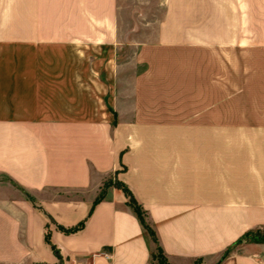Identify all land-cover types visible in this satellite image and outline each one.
<instances>
[{
	"label": "crops",
	"instance_id": "1",
	"mask_svg": "<svg viewBox=\"0 0 264 264\" xmlns=\"http://www.w3.org/2000/svg\"><path fill=\"white\" fill-rule=\"evenodd\" d=\"M119 183L168 264H264V0H0V264H152Z\"/></svg>",
	"mask_w": 264,
	"mask_h": 264
},
{
	"label": "rangeland",
	"instance_id": "2",
	"mask_svg": "<svg viewBox=\"0 0 264 264\" xmlns=\"http://www.w3.org/2000/svg\"><path fill=\"white\" fill-rule=\"evenodd\" d=\"M154 1V0H153ZM156 14H151L150 17L154 18L155 16H157L159 13L155 12ZM154 16V17H153ZM143 30L142 28H136V29H132V31L130 30L129 32V35H132L133 32H139L140 35H144L143 32L141 31ZM151 31H154L151 29ZM149 30V32H151ZM132 32V34H131ZM126 54L132 52V49H126L125 50ZM142 215H143V218H144V221L145 223H147L149 229V233H148V236L149 238L151 239V241L153 242L155 248H154V251L152 253V260H153V263H156V264H168L167 263V258L165 257V255L163 253H161L160 249H159V245H158V241H157V237L155 235V232L150 224V222L148 221V218H147V215L145 213V211L142 209ZM245 240L248 242V243H264V229H259L258 232L256 234L254 233H251V234H248L246 237H245ZM152 263V264H153Z\"/></svg>",
	"mask_w": 264,
	"mask_h": 264
},
{
	"label": "trees",
	"instance_id": "3",
	"mask_svg": "<svg viewBox=\"0 0 264 264\" xmlns=\"http://www.w3.org/2000/svg\"><path fill=\"white\" fill-rule=\"evenodd\" d=\"M110 185V182H105V186H108ZM119 187L125 192V194H127V196L129 197V200H128V203L129 205L133 208V210L135 211V213L137 214V216L139 217L144 229L147 231V233H149L148 229V225L147 223H145L144 221V218H143V215H142V208L140 207V205L136 202V200L133 198V195L131 194V192L128 190V188L123 185V184H118ZM101 198V195H99V197L97 198V201ZM47 219L50 221L51 219L49 217H47ZM84 224V221L78 226V227H75V228H63L61 226H57L59 229H61L62 231L66 232V233H69V232H74L76 231L77 229H80ZM258 232V230H255L253 232H250L249 234L251 233H254L256 234ZM248 235V234H247ZM45 239L47 241V243H49L51 245V247L54 249L53 245L51 244V241H50V236H49V231L47 230V233L45 235ZM161 253H162V250L161 248L159 247ZM228 252H225L224 255H227ZM153 256V255H152Z\"/></svg>",
	"mask_w": 264,
	"mask_h": 264
}]
</instances>
